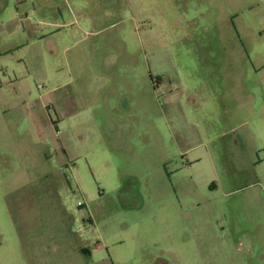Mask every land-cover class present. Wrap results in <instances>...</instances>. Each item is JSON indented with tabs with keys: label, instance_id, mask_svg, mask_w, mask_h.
I'll list each match as a JSON object with an SVG mask.
<instances>
[{
	"label": "rangeland",
	"instance_id": "374dc122",
	"mask_svg": "<svg viewBox=\"0 0 264 264\" xmlns=\"http://www.w3.org/2000/svg\"><path fill=\"white\" fill-rule=\"evenodd\" d=\"M13 1L0 264H264V0Z\"/></svg>",
	"mask_w": 264,
	"mask_h": 264
},
{
	"label": "crops",
	"instance_id": "0c3cea01",
	"mask_svg": "<svg viewBox=\"0 0 264 264\" xmlns=\"http://www.w3.org/2000/svg\"><path fill=\"white\" fill-rule=\"evenodd\" d=\"M14 4H16V15H26V14H34V9L32 7V3H30V1H26V0H14L13 1ZM94 5L97 4V2H93ZM78 10L82 11V8L78 6ZM84 12L82 11V13L78 12L77 16L82 15ZM73 23L75 21L74 18H72L71 20ZM2 25V23H0ZM39 24H32L29 21L26 23V38L28 40H33L34 38H37L39 35H37V33H39L41 30L38 27ZM6 26H8V24H6ZM7 30H9V27H7Z\"/></svg>",
	"mask_w": 264,
	"mask_h": 264
}]
</instances>
